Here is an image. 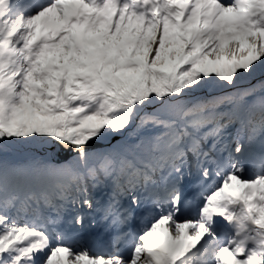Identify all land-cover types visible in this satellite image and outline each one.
<instances>
[{
    "label": "snow or ice",
    "instance_id": "6c2138e0",
    "mask_svg": "<svg viewBox=\"0 0 264 264\" xmlns=\"http://www.w3.org/2000/svg\"><path fill=\"white\" fill-rule=\"evenodd\" d=\"M0 264H264V0H0Z\"/></svg>",
    "mask_w": 264,
    "mask_h": 264
}]
</instances>
